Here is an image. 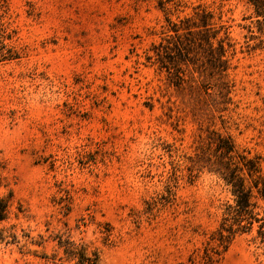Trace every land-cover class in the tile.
Wrapping results in <instances>:
<instances>
[{
  "label": "rangeland",
  "instance_id": "374dc122",
  "mask_svg": "<svg viewBox=\"0 0 264 264\" xmlns=\"http://www.w3.org/2000/svg\"><path fill=\"white\" fill-rule=\"evenodd\" d=\"M198 5L227 27L229 68L182 63L177 85L147 56L167 17ZM0 51L11 55L0 58V196L10 198L0 264H76L60 238L101 264H205L232 201L197 162L212 132L259 156L264 175V21L253 5L0 0ZM217 264H264L256 227Z\"/></svg>",
  "mask_w": 264,
  "mask_h": 264
},
{
  "label": "trees",
  "instance_id": "16d2710c",
  "mask_svg": "<svg viewBox=\"0 0 264 264\" xmlns=\"http://www.w3.org/2000/svg\"><path fill=\"white\" fill-rule=\"evenodd\" d=\"M248 1L264 21V0ZM194 10V15L178 16V22L167 17L168 27L163 32L166 36L158 45H153L154 54L147 56L149 61L155 59L161 68L173 73L177 85L185 82L182 63L197 64L200 73L208 71L210 75H222L229 68L227 53L231 44L227 27L215 21L212 11L200 5ZM0 58H11V55L0 51ZM197 162L217 174L232 195V201L225 204L218 229L211 236V241L217 242L221 250L208 242L204 263L217 264L236 236L250 233L255 227L257 238L264 244V175L260 157L239 151L230 135L212 132ZM190 176L193 180L192 170ZM9 206L10 198L0 196V221L7 219ZM58 244L67 259L75 260L76 264H101L99 254L88 253L82 244L61 238Z\"/></svg>",
  "mask_w": 264,
  "mask_h": 264
}]
</instances>
